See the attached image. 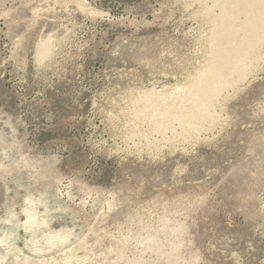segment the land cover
<instances>
[{
	"label": "rangeland",
	"instance_id": "374dc122",
	"mask_svg": "<svg viewBox=\"0 0 264 264\" xmlns=\"http://www.w3.org/2000/svg\"><path fill=\"white\" fill-rule=\"evenodd\" d=\"M204 6L0 0V264H264V47L206 127L128 123L203 64Z\"/></svg>",
	"mask_w": 264,
	"mask_h": 264
},
{
	"label": "bare ground",
	"instance_id": "6f19581e",
	"mask_svg": "<svg viewBox=\"0 0 264 264\" xmlns=\"http://www.w3.org/2000/svg\"><path fill=\"white\" fill-rule=\"evenodd\" d=\"M211 2L217 11L208 6L200 11V16L210 26L203 64L175 90L162 87L137 90L127 108L129 125L138 126L146 119L152 129L165 132L177 121L184 134L202 128L213 120L212 107L222 91L243 78L252 61L258 58L264 47V0ZM38 46L45 56L51 44L44 41ZM138 132L141 134V130ZM28 217L33 227L36 222L32 215ZM45 237L50 243L64 240L59 231H50Z\"/></svg>",
	"mask_w": 264,
	"mask_h": 264
}]
</instances>
